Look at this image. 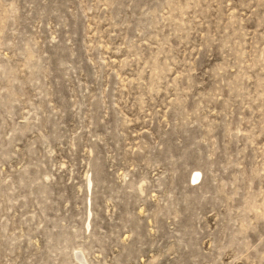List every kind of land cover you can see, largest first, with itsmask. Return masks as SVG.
<instances>
[{"label":"rangeland","instance_id":"obj_1","mask_svg":"<svg viewBox=\"0 0 264 264\" xmlns=\"http://www.w3.org/2000/svg\"><path fill=\"white\" fill-rule=\"evenodd\" d=\"M0 264H264V0H0Z\"/></svg>","mask_w":264,"mask_h":264},{"label":"bare ground","instance_id":"obj_2","mask_svg":"<svg viewBox=\"0 0 264 264\" xmlns=\"http://www.w3.org/2000/svg\"><path fill=\"white\" fill-rule=\"evenodd\" d=\"M201 176H202V174L200 173V172H198V171H196V173L194 174V176L191 178V180H190V183L191 184H198L199 182H200V179H201ZM88 188H87V192H91L92 191V189H93V181H92V179H90L89 180V182H88V186H87ZM91 212V213H90ZM89 212V214H88V216L90 217V215H93L92 213V210ZM90 228L91 227V223L89 222L88 223V225H87V228Z\"/></svg>","mask_w":264,"mask_h":264}]
</instances>
